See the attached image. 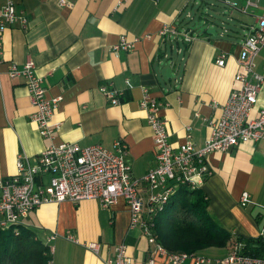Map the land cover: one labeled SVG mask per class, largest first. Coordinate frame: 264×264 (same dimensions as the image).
Here are the masks:
<instances>
[{"label":"crops","instance_id":"obj_1","mask_svg":"<svg viewBox=\"0 0 264 264\" xmlns=\"http://www.w3.org/2000/svg\"><path fill=\"white\" fill-rule=\"evenodd\" d=\"M7 1L0 0V8ZM11 1L27 26L9 27L1 37L0 180L15 174L18 156L33 160L52 143L101 145L113 151L116 141L126 145L131 175L140 178L156 165L152 130L139 107L142 89L163 105L160 116L172 147L190 141L201 148L210 135L208 122L220 116V108L237 86L234 76L242 37L232 41L217 32L216 36L193 32L194 41L180 45L183 54L172 58L169 40L158 35L168 25L186 29L184 11L202 0H69L70 7H60L58 0ZM227 1L245 4V0L219 2L226 6ZM260 8L264 12V0ZM249 13L254 17L253 10ZM256 19H246L250 24L244 29L255 25ZM206 25L210 27L208 21ZM121 37L136 40L134 48L114 54L112 47ZM221 54L226 56L222 68L215 64ZM28 59L44 80L46 98H61L51 120L55 127L51 140L42 138L30 120L34 109L24 80L8 76L11 64L21 66ZM168 67L170 78L165 76ZM256 69L264 77V49L256 58ZM100 87L122 91L119 105H109ZM258 107H264V84ZM207 166L212 175L201 191L208 214L231 235V241L260 239L264 245L262 145L246 142L226 153H213ZM243 193L252 202L245 207L239 202ZM21 226L43 243L55 237L49 244L53 252L48 264H106L120 244L127 246L129 264H145L154 251L139 229L129 230V213L122 199L108 209L93 200L44 204L30 212ZM89 243L99 245L97 254L87 249ZM231 245L199 254L220 259ZM258 247L249 243L251 250ZM154 261L167 264L159 255H154Z\"/></svg>","mask_w":264,"mask_h":264},{"label":"built area","instance_id":"obj_2","mask_svg":"<svg viewBox=\"0 0 264 264\" xmlns=\"http://www.w3.org/2000/svg\"><path fill=\"white\" fill-rule=\"evenodd\" d=\"M260 1L245 0L244 5L227 1L225 4L247 15L249 11L258 9ZM58 2L60 7L71 6L69 0ZM16 25L24 28L27 20L22 13L16 12L13 2L8 0L0 8V48L3 32ZM158 35L169 40L171 49L177 55L183 54L180 45L189 46L195 39L191 30H183L176 25L163 27ZM135 43L136 40L129 42L121 37L112 47L113 53L130 51ZM262 49L264 12L256 19L255 25L247 27L240 41L238 70L234 76L237 86L230 91L220 108V116L208 122L210 135L201 148L195 147L190 141L173 148L169 142L166 122L160 116L163 105L147 89H142L139 107L146 112V122L152 130L156 165L140 178L131 175L126 145L122 141L114 143L113 151L101 145L80 147L52 143L33 160L18 156L15 174L0 180V233L11 227H18L30 212L44 204L64 201L77 204L93 200L108 209L122 199L129 213V230L139 229L154 247L145 264H155L154 255L163 257L167 264H184L189 259L193 264H264V256L254 258L243 255L240 242L232 243L225 257L211 259L199 253L169 252L154 234L155 217L165 210L173 196L178 195V190H200L212 175L207 166L210 155L216 152L226 153L246 142L260 143L264 155V107H258L264 77L256 69V58ZM225 63L224 54L215 60L220 68ZM8 76L24 80L29 103L34 109L30 120L36 125L42 138L53 139L55 127L51 120L61 98H46L44 80L37 75L31 59L21 66L11 64ZM125 84L130 87L129 80ZM99 91L109 105H119L122 91L107 87H100ZM239 202L242 207L252 203L247 193L241 195ZM54 239L53 236L43 243L49 255L53 252V247L49 244ZM66 240L75 243L71 236H66ZM87 249L97 254L99 245L89 243ZM126 252L125 244L118 245L114 258L106 264H129Z\"/></svg>","mask_w":264,"mask_h":264},{"label":"trees","instance_id":"obj_3","mask_svg":"<svg viewBox=\"0 0 264 264\" xmlns=\"http://www.w3.org/2000/svg\"><path fill=\"white\" fill-rule=\"evenodd\" d=\"M190 30V29H187ZM165 210L155 217L154 234L169 252L197 253L210 248H224L234 242H243L242 254L259 258L264 256L260 239L231 241V235L215 222L207 211V199L200 190H178ZM253 241L258 249H249ZM47 247L33 233L19 225L0 233V264H48L51 259Z\"/></svg>","mask_w":264,"mask_h":264},{"label":"rangeland","instance_id":"obj_4","mask_svg":"<svg viewBox=\"0 0 264 264\" xmlns=\"http://www.w3.org/2000/svg\"><path fill=\"white\" fill-rule=\"evenodd\" d=\"M263 4V3H262ZM254 11V17L242 14L235 9L224 6L221 2L216 0H202L197 1V4L189 6L183 13V19L185 25L184 28L189 29L193 22L195 21H208V25L215 32L219 34L220 37H225V39L237 41L239 38H243L245 35V30L247 25L250 23L246 21H252L254 18H258L263 14V9H257ZM187 26V27H185ZM168 54L172 58H177L175 50H170L168 48ZM181 195L175 197L174 202H176ZM200 253V252H197Z\"/></svg>","mask_w":264,"mask_h":264},{"label":"water","instance_id":"obj_5","mask_svg":"<svg viewBox=\"0 0 264 264\" xmlns=\"http://www.w3.org/2000/svg\"><path fill=\"white\" fill-rule=\"evenodd\" d=\"M189 29L192 32H196L197 34L202 35L205 33L207 35L216 36L215 31L206 25V21L204 22L195 21L193 22V24L191 25ZM170 72H171V69L169 67L165 69V76L167 78H170Z\"/></svg>","mask_w":264,"mask_h":264}]
</instances>
